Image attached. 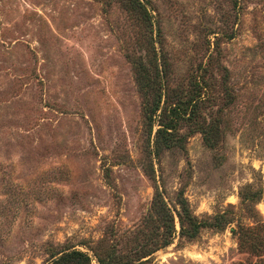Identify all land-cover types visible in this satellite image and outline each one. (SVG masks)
<instances>
[{"label":"rangeland","instance_id":"374dc122","mask_svg":"<svg viewBox=\"0 0 264 264\" xmlns=\"http://www.w3.org/2000/svg\"><path fill=\"white\" fill-rule=\"evenodd\" d=\"M155 52L206 128L158 156ZM157 183L177 232L148 264H264V0H0V264L130 261ZM178 191L218 227L182 236Z\"/></svg>","mask_w":264,"mask_h":264},{"label":"trees","instance_id":"16d2710c","mask_svg":"<svg viewBox=\"0 0 264 264\" xmlns=\"http://www.w3.org/2000/svg\"><path fill=\"white\" fill-rule=\"evenodd\" d=\"M128 1L135 9H138L141 4V0ZM152 56L155 59L154 70L150 71L142 60L135 62V69L137 84L145 97L144 111L148 124V153L158 156L164 150L184 149V141L191 133L198 130L205 131L206 128L203 126L202 116H199L201 113L196 115L194 108L187 109L189 103L190 105L194 104L193 100L198 102L197 104L202 100L187 99L176 89L170 88L166 59L162 54L158 55L157 52ZM159 110L161 113H158ZM157 116L161 126L157 128L152 144L150 137L154 128V119H157ZM183 128H187L188 131H182ZM177 203L179 208L176 210V214L179 217L182 236L194 239L201 228L218 227V222H206L197 218L183 191L177 192ZM176 232L174 210L169 206L157 183L151 205L143 218L142 225L135 230V246L130 250V254L127 253V256L134 255L130 261H139L133 264H148L149 259L143 260V258L151 256L158 249L171 244ZM253 246L257 250L260 249L256 243ZM58 254H54L48 264H91L92 261L88 252L79 249H65L61 251L60 255ZM96 255L100 264H131L129 258L127 261H115L114 258L118 257L115 251L107 250L105 254L96 253Z\"/></svg>","mask_w":264,"mask_h":264}]
</instances>
